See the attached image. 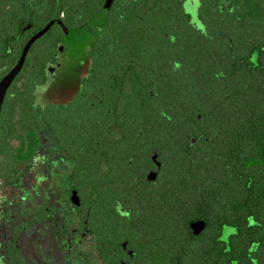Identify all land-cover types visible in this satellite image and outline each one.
I'll return each mask as SVG.
<instances>
[{
	"label": "trees",
	"instance_id": "1",
	"mask_svg": "<svg viewBox=\"0 0 264 264\" xmlns=\"http://www.w3.org/2000/svg\"><path fill=\"white\" fill-rule=\"evenodd\" d=\"M185 1L100 0L53 141L89 221L131 223L148 264H264V0H199L200 26Z\"/></svg>",
	"mask_w": 264,
	"mask_h": 264
},
{
	"label": "flooded vegetation",
	"instance_id": "2",
	"mask_svg": "<svg viewBox=\"0 0 264 264\" xmlns=\"http://www.w3.org/2000/svg\"><path fill=\"white\" fill-rule=\"evenodd\" d=\"M105 8L100 0H0V264H148L155 256L131 223L89 221L48 118L79 92L52 100L65 54L88 50Z\"/></svg>",
	"mask_w": 264,
	"mask_h": 264
},
{
	"label": "rangeland",
	"instance_id": "3",
	"mask_svg": "<svg viewBox=\"0 0 264 264\" xmlns=\"http://www.w3.org/2000/svg\"><path fill=\"white\" fill-rule=\"evenodd\" d=\"M199 0H187L183 4V10L189 15L190 21L196 26H200L198 20L197 8ZM59 86L62 87L63 94L61 97L54 99L67 102L72 99L74 94L80 90L81 78L88 75L90 70V61L85 49L69 50L65 54V60L61 67Z\"/></svg>",
	"mask_w": 264,
	"mask_h": 264
},
{
	"label": "water",
	"instance_id": "4",
	"mask_svg": "<svg viewBox=\"0 0 264 264\" xmlns=\"http://www.w3.org/2000/svg\"><path fill=\"white\" fill-rule=\"evenodd\" d=\"M59 88H61V87H59ZM53 92H54V95L52 97V100L58 98L59 96H62L61 94H63V90H58V92L57 91H53ZM54 101H56V100H54ZM204 226H205V222H204V220L201 219L197 222L191 223L190 229H191L193 235L196 236L204 230Z\"/></svg>",
	"mask_w": 264,
	"mask_h": 264
}]
</instances>
